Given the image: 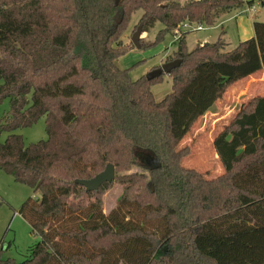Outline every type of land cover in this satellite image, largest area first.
<instances>
[{
  "label": "trees",
  "instance_id": "obj_1",
  "mask_svg": "<svg viewBox=\"0 0 264 264\" xmlns=\"http://www.w3.org/2000/svg\"><path fill=\"white\" fill-rule=\"evenodd\" d=\"M246 3L254 1L0 0V105L10 100L0 169L39 193L18 211L39 240L23 261L4 258L1 244L0 264H264V95L214 138L222 173L187 166L192 149L181 145L232 84L264 72V22L227 51L223 36L190 50L184 31L168 60L181 64L151 80L117 63L131 50L121 35L137 11L143 33L165 26L141 41L148 48ZM165 75L172 91L158 101L152 86ZM43 117L47 139L26 144L15 133ZM138 150L160 166L115 177L125 188L106 213L114 180L99 191L77 181L108 164L130 169Z\"/></svg>",
  "mask_w": 264,
  "mask_h": 264
},
{
  "label": "rangeland",
  "instance_id": "obj_2",
  "mask_svg": "<svg viewBox=\"0 0 264 264\" xmlns=\"http://www.w3.org/2000/svg\"><path fill=\"white\" fill-rule=\"evenodd\" d=\"M253 1V5L250 6H255L256 12L245 11L249 6L246 3L242 8L222 15L214 25L205 24L208 26L207 29L190 32L187 38L189 47L194 48L198 39H208L210 42H214L218 39L219 34H223L224 30H228V41L232 43V47H236L241 40L253 37V22H264V0ZM142 13V10L135 12L122 33L121 40L124 44L130 45L131 50L117 60L121 68L131 69L133 79L145 76L150 71L161 67L169 59H173L175 57L174 52L178 49L177 40L185 31V28L179 27L173 33H168L164 40L156 45L138 48L134 45L132 36L139 26ZM164 27L163 23L158 22L150 32H144L141 39L142 43L147 44L154 41ZM225 50H230V47H226ZM152 91L158 101L162 100L172 91V77L165 75L161 83L152 86ZM263 95V71H258L254 75L232 84L223 97L217 100L213 107L196 121L185 136L181 145H189L192 153L184 160V163L205 172L208 177L222 173L223 168L213 145L214 138L233 121L242 105L249 103L251 99L257 96ZM9 108L10 100L6 99L0 105V118ZM15 133L22 134L26 144L47 139L45 118H41L31 127L17 129ZM8 134V132L0 131V141L4 142ZM136 160V165L130 169L126 171L116 170V177L135 173L149 176L148 169L156 164L154 154L146 150H138ZM124 188L125 184L120 179H116L112 186L105 190L103 199L106 213L117 206ZM31 196H39V193L35 194L30 186L17 182L12 175L0 169V245L3 244L4 247L2 250L4 258L23 261L29 255V248L39 240L32 233L28 221L18 212L21 205Z\"/></svg>",
  "mask_w": 264,
  "mask_h": 264
},
{
  "label": "water",
  "instance_id": "obj_3",
  "mask_svg": "<svg viewBox=\"0 0 264 264\" xmlns=\"http://www.w3.org/2000/svg\"><path fill=\"white\" fill-rule=\"evenodd\" d=\"M143 34V27L142 25H139L136 32H134L132 36V41L134 45L138 48H141V38ZM182 62V59H175L172 61H168L165 64H163L161 67L156 68L152 71H150L146 77L147 79L151 80L159 75H162L163 73L169 74L172 69L178 67ZM156 158V157H155ZM156 166H160V161L156 158ZM116 177V169L113 164H108L105 170L97 174L92 179L88 180H78L77 182L84 186L88 191H99L100 187L107 183L112 182Z\"/></svg>",
  "mask_w": 264,
  "mask_h": 264
},
{
  "label": "built area",
  "instance_id": "obj_4",
  "mask_svg": "<svg viewBox=\"0 0 264 264\" xmlns=\"http://www.w3.org/2000/svg\"><path fill=\"white\" fill-rule=\"evenodd\" d=\"M245 11H251V12H256V8L255 6H248V8L245 9ZM181 27L184 29L185 28V31L187 32H192V31H198V30H204V29H207L208 26H206L205 24H202V23H184L181 25Z\"/></svg>",
  "mask_w": 264,
  "mask_h": 264
},
{
  "label": "crops",
  "instance_id": "obj_5",
  "mask_svg": "<svg viewBox=\"0 0 264 264\" xmlns=\"http://www.w3.org/2000/svg\"><path fill=\"white\" fill-rule=\"evenodd\" d=\"M230 19H232V18H230ZM253 24H254V22H253ZM189 35V34H188ZM188 35H187V38H188ZM223 36V38H225V40H226V44H227V47H230V50L231 49H233V48H235V47H232V43L230 42V41H228L229 39V33H228V30H224V32H223V35L222 34H219L218 35V39L220 38V37H222ZM187 38H186V43H187V46H188V48L190 49V50H192V49H194L198 44H204V43H206V42H210L208 39H198V43L196 44V46L194 47V48H190L189 47V45H188V40H187ZM252 38V37H251ZM217 39V40H218ZM250 39V38H249ZM216 40V41H217ZM247 40V39H246ZM216 41H214V42H216ZM243 41H245V40H243ZM241 42H242V40H241Z\"/></svg>",
  "mask_w": 264,
  "mask_h": 264
}]
</instances>
